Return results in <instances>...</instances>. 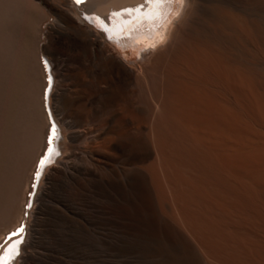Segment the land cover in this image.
Returning a JSON list of instances; mask_svg holds the SVG:
<instances>
[{"label":"bare ground","instance_id":"bare-ground-1","mask_svg":"<svg viewBox=\"0 0 264 264\" xmlns=\"http://www.w3.org/2000/svg\"><path fill=\"white\" fill-rule=\"evenodd\" d=\"M263 174L264 0H0V264H66L59 181L123 264H264Z\"/></svg>","mask_w":264,"mask_h":264},{"label":"rangeland","instance_id":"rangeland-1","mask_svg":"<svg viewBox=\"0 0 264 264\" xmlns=\"http://www.w3.org/2000/svg\"><path fill=\"white\" fill-rule=\"evenodd\" d=\"M123 53L125 59L132 58L128 49ZM45 61L44 59L43 64ZM249 180L258 186L260 184L259 187L264 189V174L263 177L252 176ZM65 191L63 181L53 186L51 203L42 217L38 242L39 256L43 259L47 253L55 250L66 264H123L126 253L101 242L89 213V207L84 205L80 212L74 215L68 214L64 206ZM27 216L28 213L25 217Z\"/></svg>","mask_w":264,"mask_h":264},{"label":"snow or ice","instance_id":"snow-or-ice-1","mask_svg":"<svg viewBox=\"0 0 264 264\" xmlns=\"http://www.w3.org/2000/svg\"><path fill=\"white\" fill-rule=\"evenodd\" d=\"M174 2H176V0H146V3H149V4H153V3L154 4H164V3H174ZM75 3L81 4V3H83V0H75ZM124 11H131V10L125 9ZM85 19H89V18L85 17ZM55 136H56V127H55V125H53L52 135L49 137L50 147L48 148L47 153L39 161L37 172H36V178L37 179H39L43 166L49 162V157L51 156V153L54 151V149L51 147V142L55 138ZM57 155H58V153H57ZM35 187H36V184L34 183L33 188H35ZM28 207H31V204H29ZM24 230H25V228H24V225L22 224L18 229H16V232L13 233V235L22 234L24 232ZM21 243H22V237L20 240L16 241L17 245H19ZM7 251L11 252V248H9ZM6 255H7V253H5V256ZM4 258H5L4 256H0V260H3Z\"/></svg>","mask_w":264,"mask_h":264},{"label":"water","instance_id":"water-1","mask_svg":"<svg viewBox=\"0 0 264 264\" xmlns=\"http://www.w3.org/2000/svg\"><path fill=\"white\" fill-rule=\"evenodd\" d=\"M12 236H13V234H12V235H10V236H9V237H7V238H10V237H12ZM5 238H6V237H5ZM5 238H4V239H5ZM4 239H3V241L1 242V244H3V243H5V242H6V240H4Z\"/></svg>","mask_w":264,"mask_h":264}]
</instances>
